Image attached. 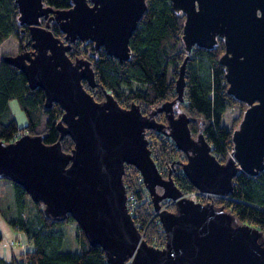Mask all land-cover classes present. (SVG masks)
<instances>
[{
  "label": "water",
  "instance_id": "95a60500",
  "mask_svg": "<svg viewBox=\"0 0 264 264\" xmlns=\"http://www.w3.org/2000/svg\"><path fill=\"white\" fill-rule=\"evenodd\" d=\"M13 1L29 48L22 44L0 60L23 73L29 87L39 86L42 104L57 103L61 115L54 123L58 137L50 143L36 133L0 138V177L17 183L49 218L68 214L87 242L100 246L108 264H264L260 228L237 221L223 205L182 195L167 164L165 177L157 172L145 138L147 128L170 137L185 156L178 161L181 171L200 191L228 195L237 170L254 175L264 168V0H168L175 12L184 13L180 38L186 54L173 82L175 95L146 113L137 102L120 105L103 88V98L94 99L81 81L95 84L89 59L67 55L75 40H91L94 51L103 48L119 61L127 59L128 40L145 0H69L64 8L43 0ZM49 19L62 36L48 29ZM217 37L224 45L218 62L226 92L246 105L223 162L211 153L199 128L192 135L190 118L180 108L187 53L196 45L212 47ZM94 51L87 53L95 58ZM157 111L165 121L154 119ZM64 134L72 140L69 150L60 146ZM127 163L141 174L155 210L163 198L173 199L172 210L161 208L156 214L163 228L161 247L139 237L126 210L122 172Z\"/></svg>",
  "mask_w": 264,
  "mask_h": 264
},
{
  "label": "trees",
  "instance_id": "16d2710c",
  "mask_svg": "<svg viewBox=\"0 0 264 264\" xmlns=\"http://www.w3.org/2000/svg\"><path fill=\"white\" fill-rule=\"evenodd\" d=\"M43 1L55 8H64L69 4V0ZM145 3L146 7L137 23L138 26L128 40L130 53L127 59L119 61L107 55L103 48L94 51L96 55L94 58L92 53H87L94 49L91 40L84 43L76 40L67 51L71 58L75 54L89 59L94 71L95 84L90 87L86 81L82 79L81 81L94 99L103 98L104 92L101 90L103 88L122 106H127L131 101L137 102L143 113L175 95L173 82L178 64L186 54L180 38L184 13L179 10L175 12L168 0H145ZM16 14L17 9L13 0H0V43L6 36L13 34L18 41V50L22 48V44L24 48H29V42L26 41L28 38L26 25L17 22ZM40 20L43 24L44 19ZM47 27L54 35L62 36L53 19L48 20ZM223 47L222 39L217 37L215 44L210 48L196 45L190 49L184 64L183 101L180 102V108L190 118L188 128L192 135L200 129L211 153L221 162L231 149L230 133L246 106L242 100L226 92L223 65L218 62ZM43 97L44 93L39 86L29 87L23 73L0 60V138L9 141L14 131L25 128L29 134H40L46 143L55 140L58 132L54 123L59 119L61 109L54 102L49 107L44 106ZM9 98H15L22 108L27 118L25 124L17 126L7 105ZM232 104H236L240 111L230 116L229 124H225L222 115ZM154 119L164 121L163 112H157ZM150 136L149 138L145 135L150 150L155 151L158 158L168 164L173 160L171 161L173 169L169 164L170 173L172 181L177 184L181 193L191 190L194 186L180 170L181 162H178L185 159L184 153L177 150L170 137L160 131L151 130ZM165 143L171 145L173 152L165 149ZM60 146L62 150H69L72 146L71 138L64 134L60 139ZM137 174V169L127 163L122 172L123 182H134ZM231 180V192L224 197L214 195L211 197L212 203L223 205L237 221L249 222L260 228L264 236V168L254 175L239 169ZM10 182L13 190L10 197L11 199L13 197L16 214L6 217V221L11 226L15 224L30 243L25 250L28 264H108L104 261L100 246L87 242L82 230L78 229L68 214L61 220L49 218L43 214L38 201L30 200L25 190L17 183ZM136 184L141 185V181ZM162 200L163 203L165 199ZM4 204L5 201L1 198L0 211ZM145 204L149 209L153 207L149 199L143 203ZM168 206L172 210L174 204L171 202ZM142 212L145 213V210ZM144 213L142 220L147 219L143 216ZM68 220L74 222L76 230L74 241L77 245L74 249L66 250L62 248V231L56 225ZM156 227V223L146 225L143 238L149 244L152 243L150 236L152 232H156ZM1 236L0 233V238ZM159 237L163 238L162 235ZM10 254L9 258L0 255V264H23L19 251Z\"/></svg>",
  "mask_w": 264,
  "mask_h": 264
},
{
  "label": "built area",
  "instance_id": "2783aa9c",
  "mask_svg": "<svg viewBox=\"0 0 264 264\" xmlns=\"http://www.w3.org/2000/svg\"><path fill=\"white\" fill-rule=\"evenodd\" d=\"M26 131L27 130L25 128L17 129L16 131H14L12 133L11 139H16L20 134L27 133ZM171 141H173V140H171ZM148 148H149L150 155H151V157H152V159L156 165L157 172L159 174H161L163 177H165L167 175L166 164L168 165V167L170 169L169 164L167 162H163L162 160H160L158 158V155L156 154V152L153 151L152 149L150 150V146ZM165 149L173 152L171 145L168 143H165ZM170 172H171V170L169 171V173ZM139 181H141V185L136 184ZM173 183H175V182H173ZM123 185H125V192H124L125 207H126L127 212L133 218L135 226L139 230V237L143 238V236L145 235V230H146L147 224L156 223V226H157L155 229L156 232H152V234L150 236V237H152L151 238L152 243H150V245L161 247L163 245V242H164L163 228H162V226H160L158 216L156 214H157V211L160 210L161 208L170 209L168 204L171 202L173 203V199L163 198V199H165V201L163 203H162L163 200L161 201V203L159 204L160 208L158 210H155L153 207H151L149 209L146 206V204L143 205V203L146 200H148V199L150 200V196L148 195L147 190H146L144 184L142 183V176L139 172H138L136 178L134 179V182L125 181V182H123ZM175 185L177 186L176 183H175ZM182 195L190 198L192 201H199V202L211 201V197H213L214 195L224 197V196L219 195L217 193H212V192H208L205 190L200 191L195 187H193L191 190H188V191H184V192L182 191ZM142 210H145V213L142 212ZM142 213H144L143 216L145 218L147 217V219H144V220L141 219ZM11 227L18 229L15 224ZM78 229H79V227H78ZM160 235H162V237H163L162 239L159 237ZM26 242H27V239H26V241H22L20 238H17V237H13V239L9 238L7 240V244L11 248L17 247L16 250L19 251V254H20L19 257H20V260L22 261L23 264H28V257L25 254V250L29 245H27ZM123 264H129V260H125Z\"/></svg>",
  "mask_w": 264,
  "mask_h": 264
},
{
  "label": "rangeland",
  "instance_id": "374dc122",
  "mask_svg": "<svg viewBox=\"0 0 264 264\" xmlns=\"http://www.w3.org/2000/svg\"><path fill=\"white\" fill-rule=\"evenodd\" d=\"M17 50L18 41L16 40V36H14L13 34H9L8 36H6L0 43V56L5 53L15 54ZM7 105L10 114L14 117L17 126L25 124L27 121L26 115H24V112L20 105H18L16 99L9 98L7 101ZM238 111H240L239 107L236 106V104H232L231 107H229L222 115V121L225 122V124H229L231 120L230 116L235 115L236 113H238ZM148 136L149 138L151 137L150 135ZM12 191L13 190L11 182L0 177V200L2 198L5 201L4 208L0 211V233L2 234L0 238V252L4 248L3 253L5 255H7L9 251V246L7 244V240L9 238L13 239V237H17L22 241H26L24 233H22L18 229L12 228L10 223L6 221V217H12L16 214L15 205L12 201L13 197L12 199L10 197ZM56 226L60 229V231H62V248L66 250L75 248L77 244L76 241H74V236L76 233L74 222L68 220L66 222L59 223ZM26 243L27 245H30V243ZM16 248L17 247H14L13 250H16Z\"/></svg>",
  "mask_w": 264,
  "mask_h": 264
},
{
  "label": "crops",
  "instance_id": "0c3cea01",
  "mask_svg": "<svg viewBox=\"0 0 264 264\" xmlns=\"http://www.w3.org/2000/svg\"><path fill=\"white\" fill-rule=\"evenodd\" d=\"M9 246V245H8ZM76 248V247H75ZM74 249V248H73ZM3 251H4V248L1 250V252H0V255L3 257V258H9V256L11 255L10 253H13L14 251H17V250H13V248H11L10 246H9V251H8V254L7 255H5L4 253H3Z\"/></svg>",
  "mask_w": 264,
  "mask_h": 264
},
{
  "label": "flooded vegetation",
  "instance_id": "af4514ba",
  "mask_svg": "<svg viewBox=\"0 0 264 264\" xmlns=\"http://www.w3.org/2000/svg\"><path fill=\"white\" fill-rule=\"evenodd\" d=\"M76 41V40H75ZM79 41V40H78ZM81 41V40H80ZM83 42V41H82ZM84 43V42H83ZM91 51H94V49L93 50H91ZM82 80H84V79H82ZM157 112H161V111H157ZM157 114V113H156ZM155 115V114H154ZM164 115V114H163ZM165 121V120H164ZM151 130L152 131H154L153 129H151V128H147V129H145V135H146V137L148 136V135H150L151 134Z\"/></svg>",
  "mask_w": 264,
  "mask_h": 264
},
{
  "label": "bare ground",
  "instance_id": "6f19581e",
  "mask_svg": "<svg viewBox=\"0 0 264 264\" xmlns=\"http://www.w3.org/2000/svg\"><path fill=\"white\" fill-rule=\"evenodd\" d=\"M138 26V25H137Z\"/></svg>",
  "mask_w": 264,
  "mask_h": 264
}]
</instances>
